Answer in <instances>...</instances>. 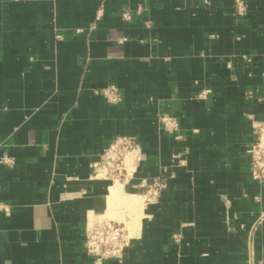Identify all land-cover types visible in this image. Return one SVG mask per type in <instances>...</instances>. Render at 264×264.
<instances>
[{"label":"crops","instance_id":"1","mask_svg":"<svg viewBox=\"0 0 264 264\" xmlns=\"http://www.w3.org/2000/svg\"><path fill=\"white\" fill-rule=\"evenodd\" d=\"M243 1L244 15L236 0H0V156L16 161L0 163V264H94L87 221L131 204H110L93 163L124 135L140 141L124 191L173 176L123 261L102 264H249L254 227L264 264L247 151L264 121V0ZM110 84L120 104L94 93Z\"/></svg>","mask_w":264,"mask_h":264},{"label":"built area","instance_id":"2","mask_svg":"<svg viewBox=\"0 0 264 264\" xmlns=\"http://www.w3.org/2000/svg\"><path fill=\"white\" fill-rule=\"evenodd\" d=\"M246 5L243 0H236V11L238 15L246 13ZM128 17V12L123 13ZM95 94L102 95L104 99L113 105L120 104L123 100L121 90L115 84L107 85L101 89H95ZM206 95V91L201 96ZM160 127L172 134L176 139H180L179 122L177 118L170 114L159 116ZM254 138L248 148L250 155V171L254 180L264 184V121L255 123ZM135 153L136 159L140 155V141L136 136L116 137L103 151L100 160L93 163L96 168V176L111 180H120L132 184L133 170L128 169L126 157L129 153ZM0 163L8 167H14L16 161L12 156H0ZM173 176L169 168H163L160 173L151 178H142L138 183L133 184L134 189L140 190L146 205L158 202L162 189L166 186V180ZM8 211V207H3ZM248 241L249 264H253V232L252 229ZM84 250L90 255L94 264H102L106 259H116L122 262L125 258L126 249L131 243L127 225L124 222H115L110 219H100L98 217L87 221L85 226ZM175 241H179V235L174 236Z\"/></svg>","mask_w":264,"mask_h":264},{"label":"rangeland","instance_id":"3","mask_svg":"<svg viewBox=\"0 0 264 264\" xmlns=\"http://www.w3.org/2000/svg\"><path fill=\"white\" fill-rule=\"evenodd\" d=\"M109 182H111V186H114L116 183L118 184L119 187V193L124 196V201H127L131 204V206H126L125 208L118 207L117 209H112L111 212H113V215L110 214V211L108 210L107 214H104L102 216H96L94 215L93 217H98L102 219H110L115 222H124L127 225L129 235L131 237V231L137 227L139 224L141 217L144 216V208L147 206L144 202V199L142 197V193H128L124 190V187L121 185L122 181L118 180H111L108 179ZM121 183H120V182ZM113 183V184H112ZM123 187V188H122ZM123 193V194H122ZM93 219V218H91Z\"/></svg>","mask_w":264,"mask_h":264},{"label":"bare ground","instance_id":"4","mask_svg":"<svg viewBox=\"0 0 264 264\" xmlns=\"http://www.w3.org/2000/svg\"><path fill=\"white\" fill-rule=\"evenodd\" d=\"M137 162V159H136V155L135 153H129V155L126 157V163H127V166H128V169L130 171L133 170L134 168V165L136 164ZM118 181V180H116ZM120 182V181H119ZM121 183V182H120ZM121 185L123 186V184L121 183ZM119 187L118 184L116 183L114 186H111V190H110V195H109V198L110 199V204H113L115 202H118V203H121L123 201V203L125 202L126 203H129L127 201H124V197L119 193ZM123 188V187H122ZM122 191H124L122 189ZM124 193V192H123ZM122 193V194H123ZM92 218H95V217H92ZM132 237H130L131 239Z\"/></svg>","mask_w":264,"mask_h":264}]
</instances>
